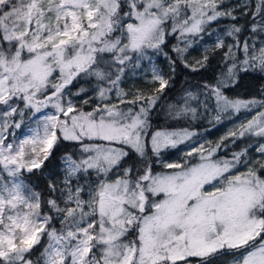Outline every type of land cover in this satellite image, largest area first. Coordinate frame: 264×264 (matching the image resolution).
<instances>
[{
  "label": "snow or ice",
  "instance_id": "obj_1",
  "mask_svg": "<svg viewBox=\"0 0 264 264\" xmlns=\"http://www.w3.org/2000/svg\"><path fill=\"white\" fill-rule=\"evenodd\" d=\"M0 264H264V0H0Z\"/></svg>",
  "mask_w": 264,
  "mask_h": 264
},
{
  "label": "rangeland",
  "instance_id": "obj_2",
  "mask_svg": "<svg viewBox=\"0 0 264 264\" xmlns=\"http://www.w3.org/2000/svg\"><path fill=\"white\" fill-rule=\"evenodd\" d=\"M228 126L229 125H227V124H222V125L216 127L215 129H213L211 131L210 134H206L207 138L209 140L215 141L219 136H221L227 130ZM176 158H178V157H173V159H176Z\"/></svg>",
  "mask_w": 264,
  "mask_h": 264
},
{
  "label": "trees",
  "instance_id": "obj_3",
  "mask_svg": "<svg viewBox=\"0 0 264 264\" xmlns=\"http://www.w3.org/2000/svg\"><path fill=\"white\" fill-rule=\"evenodd\" d=\"M201 51H202V49H200V48H197L196 50H194L192 52L193 57L199 56L201 54ZM217 59H219V58L217 57ZM208 75L210 77L211 73H209ZM181 77H183V79ZM187 78H189L187 72H180V75H178V77H177V79L180 80V83L177 85V88H180L183 84V80L187 79ZM161 123H163V118H161Z\"/></svg>",
  "mask_w": 264,
  "mask_h": 264
}]
</instances>
